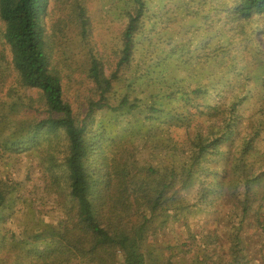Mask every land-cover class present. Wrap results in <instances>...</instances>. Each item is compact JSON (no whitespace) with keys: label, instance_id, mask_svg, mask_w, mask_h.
Listing matches in <instances>:
<instances>
[{"label":"trees","instance_id":"obj_1","mask_svg":"<svg viewBox=\"0 0 264 264\" xmlns=\"http://www.w3.org/2000/svg\"><path fill=\"white\" fill-rule=\"evenodd\" d=\"M133 1L117 61L111 66L91 54L94 93L76 111L50 61L49 0H0L2 44L10 52L8 79L0 77V264H172L173 225H186L189 209L202 205L217 214L228 204L223 222L236 262L244 224L264 239V142L252 145L264 134V78L255 82L246 67L236 68L232 31L237 25L245 44L254 40L264 56L260 29L249 39L246 29L263 17L264 0H214V14L203 16L208 32L203 24L198 37L171 51L178 61L170 79L162 82L169 60L145 50L142 78L156 74L160 92L134 87L115 104V85L134 72L137 35L154 29L158 17L153 0ZM181 2L176 9L188 5L190 19L204 3ZM255 103L262 114L250 133ZM26 158L44 179V195L35 200L10 176ZM202 230L187 237L202 242L194 264H206L199 249L215 239Z\"/></svg>","mask_w":264,"mask_h":264},{"label":"rangeland","instance_id":"obj_2","mask_svg":"<svg viewBox=\"0 0 264 264\" xmlns=\"http://www.w3.org/2000/svg\"><path fill=\"white\" fill-rule=\"evenodd\" d=\"M192 1L198 2L201 0ZM203 2V6L200 8L202 13L200 12L198 16L190 19L191 16L186 13L188 5H184V9L181 6V12L176 9V5L182 3L181 0H153L150 10L153 15L158 12L154 24L155 28L146 31L145 34L137 35V54L131 64V70H134V72H131V75L127 73V81L115 85L113 103L117 104L120 97L126 92L133 95L134 87L148 89L147 86H149L160 92L159 88L162 86L158 79H154L156 74L152 79H148V76L142 78V71L146 67V63H144L146 61L145 50L148 47L152 49L154 47L157 58L162 59L163 63L165 59L169 60L168 67L161 68L165 76L162 82L170 79L174 74L175 62L178 61L176 53L174 51L171 53L175 45L179 42L184 45L189 39L195 36L198 37L201 34L203 24H205L203 16L210 13L214 14V0H203ZM134 5L133 0H49L45 25L50 35L48 40L50 61L63 77L65 98L72 104L74 110L84 111L86 108L85 103L94 93L92 90L93 83L88 78L91 54L101 57L104 62L111 66L117 61V55L121 47V31L128 18L126 12ZM78 6L84 8V16L87 20L86 33L81 31V25H79ZM169 11L171 12L169 13ZM219 20L220 25H222L226 20L223 14ZM256 23L257 25L253 21L248 23L249 25L246 28L247 38H251L252 29L259 28V35L256 36L257 44H259L261 52H264V15L258 17ZM2 26L3 24L0 22V77L7 80L8 74L4 71L3 65H6L10 59V52L8 47L2 44ZM205 26V33H207L208 28L206 24ZM227 27L230 29L231 25ZM197 28L200 29L197 30ZM232 31L233 45L236 46L234 49L236 51L234 60L236 68L243 70L246 67L245 70L250 71L248 74L254 78V81H260L264 78V64L262 63L264 56H259L256 52L254 40L248 42L247 45L245 44L244 38L239 35L240 29L237 25L235 30ZM178 71H180L179 68ZM135 72H137V75H135ZM252 110L251 117L255 125L253 129L249 127L250 133L259 128L257 123L262 114L259 112L262 111L260 104L255 103ZM178 132L181 133V129ZM263 135L261 134L255 142L252 141L254 147L260 143L263 145ZM184 138H186V135L182 134L181 139ZM27 164L32 165L29 170ZM34 165L30 163L29 158L17 162L13 165L14 169H11L10 176L21 181V191L26 197L35 200L44 195V192L42 193L44 179L41 172L36 170ZM49 200H52V197ZM207 208L208 206L202 205L196 209H189L191 211L186 213L188 223L182 226L173 225L176 228L169 244H171L173 247L171 250L177 256L172 260V264H194L192 260L195 259V248L197 245H201L202 242H191L187 237L190 233L193 234L194 231L199 233L201 227L203 228V234L200 233L199 235H203L207 241L215 237L208 246L199 249L203 256H207L206 264H264V239L260 240L258 238L256 228L244 224L240 229V246L242 250L239 251L240 258L236 262L235 253L230 248V243L233 242L229 233L230 229L224 224L227 213L230 212L228 204L225 203L217 214L207 210ZM13 215L21 217L22 211L13 213ZM217 217L218 221H216ZM20 220L21 218H18L16 221L20 222ZM15 225L16 223L9 222V227H15ZM212 234L213 238L211 237ZM178 252L180 253L176 254Z\"/></svg>","mask_w":264,"mask_h":264}]
</instances>
